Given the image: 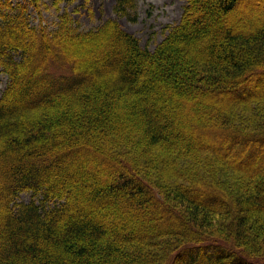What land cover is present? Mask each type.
I'll use <instances>...</instances> for the list:
<instances>
[{"label": "trees", "instance_id": "1", "mask_svg": "<svg viewBox=\"0 0 264 264\" xmlns=\"http://www.w3.org/2000/svg\"><path fill=\"white\" fill-rule=\"evenodd\" d=\"M207 1L151 50L0 0V264H264V14Z\"/></svg>", "mask_w": 264, "mask_h": 264}, {"label": "rangeland", "instance_id": "2", "mask_svg": "<svg viewBox=\"0 0 264 264\" xmlns=\"http://www.w3.org/2000/svg\"><path fill=\"white\" fill-rule=\"evenodd\" d=\"M12 1L21 2L23 0ZM135 1L136 6L133 9L129 8L127 14L121 15L115 10L117 0H64L60 4V9L58 10L56 6L53 5V0H45L46 5L44 8L42 7L41 16L45 23L50 25V29L58 22L59 14L66 10L71 13L73 19L81 29H96L107 19H116L122 28L140 39L142 46H147L149 49L154 50L157 44L162 41L164 36L168 33V30L165 28L166 25L176 24L181 19L186 0ZM207 2L211 6H214L216 13L219 14L222 21L226 19L225 21H230V23H237L243 16L246 17L248 15L249 19L252 17L254 19L258 17L259 14H264V0H242L231 15H224L220 9H217L215 0H208ZM30 12L32 22L38 23L39 15L33 8H30ZM87 42V44L75 45V50L82 61H89L96 57V54L93 52L100 47V44L95 46L92 44L93 42L89 43V40H87ZM39 44V42H36L37 47ZM33 58L34 62H36L39 60L40 56H33ZM22 79L24 80L25 78L23 77ZM7 81L8 76L0 71V94L6 86ZM254 83L257 85L260 83V86L264 88V79L261 81L255 80ZM232 93L233 92L230 94ZM51 175H53L50 176L52 179H58L66 183V181L62 179V176L57 174ZM32 198L33 195L31 192H24L20 195L18 201L28 202L31 201ZM105 218H107L105 222L108 226H114V216L107 215ZM187 253L189 254L190 252L188 251Z\"/></svg>", "mask_w": 264, "mask_h": 264}]
</instances>
